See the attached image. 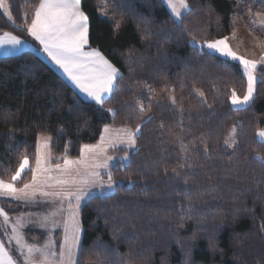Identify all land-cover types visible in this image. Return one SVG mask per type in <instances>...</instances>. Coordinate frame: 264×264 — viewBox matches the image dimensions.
I'll use <instances>...</instances> for the list:
<instances>
[{
    "label": "trees",
    "instance_id": "trees-1",
    "mask_svg": "<svg viewBox=\"0 0 264 264\" xmlns=\"http://www.w3.org/2000/svg\"><path fill=\"white\" fill-rule=\"evenodd\" d=\"M187 2L184 26L199 40L229 34L235 13L249 8L264 12L261 0ZM10 3L12 17L0 9V34L11 33L33 44L21 27L31 22L39 0ZM81 7L90 18L92 47L121 71L119 87L101 108L81 97L34 49L0 56V179L9 180L25 155L32 167L41 135L52 138L55 156L73 158L81 155L83 144L98 141L108 124H140L129 162L110 168L114 190L83 204V239L96 252L85 260L89 264H185V260L264 264V141L257 138L259 129H264V83L260 82L264 65L258 67L256 98L236 108L228 98L233 89L238 95L246 90L241 64L209 55V50L192 44L182 29L173 30V14L161 0H82ZM166 85L178 101L176 108L185 109L183 123L170 96H164ZM193 86L211 107L191 91ZM141 101L147 103L143 113L136 107ZM235 125L239 147L229 148L225 140ZM175 137L185 139L193 156L190 163L195 171L187 177L184 172L172 175V169L180 171L184 163V149ZM189 141L196 144L195 150ZM202 144L209 145L210 155L203 153ZM22 176L27 182L31 173L26 170ZM189 202L196 205L195 211H189ZM6 203L13 211L39 207ZM25 231L29 241L44 243L46 230ZM101 243L107 254L96 247Z\"/></svg>",
    "mask_w": 264,
    "mask_h": 264
},
{
    "label": "snow or ice",
    "instance_id": "snow-or-ice-1",
    "mask_svg": "<svg viewBox=\"0 0 264 264\" xmlns=\"http://www.w3.org/2000/svg\"><path fill=\"white\" fill-rule=\"evenodd\" d=\"M166 3L173 14V25L175 28L183 30L184 36L188 37L192 44H200L201 48L209 50V55L219 53L231 60L238 61L242 65V74L247 77V89L243 96L237 94L233 89L231 96L228 98L230 104L236 108L242 105H250L256 98L257 89V67L264 65V57L260 60L249 59L244 55L235 51L229 43V37L223 36L219 39L197 41L195 36L190 35V31L184 26L181 9H188L190 6L186 0H161ZM82 0H39L34 14L29 17L30 23H25L21 27L22 32H26L42 46L43 51L58 65L67 75L75 87L82 93L86 94L95 104L103 108L105 102L111 98L112 94L119 87V80L122 79L121 71L109 59L105 57L103 52L90 43V18L89 15L81 7ZM264 4V0H261ZM0 9L9 15L12 14L10 0H0ZM251 12V9L248 10ZM105 15H107L105 13ZM256 16L261 13L257 12ZM115 23V21H113ZM166 23V22H165ZM261 25H264V20H261ZM119 27V25H116ZM150 32V30H148ZM24 42L17 35L4 33L0 36V47L11 45L13 47L22 45ZM264 71V68H262ZM264 83V79H261ZM147 91L151 93L153 89L149 86ZM191 91L196 94L202 103L207 105V98L204 93L194 86ZM169 100L180 115L183 123L185 109L183 106L176 108L178 101L175 96H170ZM211 107V105H207ZM136 107L140 113L145 111L142 104H137ZM108 112H116L114 109H106ZM153 117L149 116L148 120ZM163 132L164 125H160ZM104 133L109 132L107 126L103 129ZM119 135L100 137V143L95 145L83 144L79 149L81 156L79 159L64 158L63 164H51V156L48 151L51 137H41L42 144L37 147L35 152V166H29V157L27 155L19 161L18 168L14 173L10 174V179L5 181L0 179V197L9 198L14 202L24 201L26 204L34 203L38 206H52L57 200L59 207L57 213L62 219L57 222L44 217L40 223V227L46 229V242L43 247H37L25 242L24 238L19 234L21 224L14 223L11 225V235H8L7 240L0 239V264H89L85 260L86 256L96 255L93 245H86L83 239V233L86 231L82 223V207L81 202L89 195L92 187L96 185L103 186L105 183L112 185L115 183L112 180L111 172L108 174V181L101 179L99 169H109V162L118 159L112 156L105 155L108 147H116L120 144L128 148L136 149L137 137L141 134V125L137 124L135 128H123L119 130ZM236 129L233 126L230 133V140L225 141L229 147L239 144L235 142ZM204 135L198 137L197 142L203 141ZM259 136L264 137V131L259 133ZM184 149L182 153L183 164L179 166L180 171L176 168L172 169L173 176H180L184 172L187 177L189 172H194L193 156L187 151L188 144L181 137L174 138ZM193 150L196 144L192 141ZM203 153L210 155L209 145L202 144ZM31 173V178L25 182L22 174L25 171ZM55 173V174H54ZM165 176L168 175L167 169L164 170ZM22 184V187H17V184ZM184 183L188 181L185 178ZM82 185L72 190V186ZM45 188H52V191H47ZM53 200H38L37 196ZM66 201V204H65ZM189 211H195L196 205L189 202L187 204ZM183 210V206L182 209ZM54 214V215H55ZM66 214V216H65ZM0 215H3L7 222L10 217L9 213L3 207H0ZM19 221V217H17ZM57 228L63 231L59 241L53 233ZM7 234V229L5 230ZM14 244L10 249L8 245ZM101 253L107 254L108 249L101 243L96 246ZM25 249L27 252L25 253ZM58 249V250H57ZM19 253V255H17ZM33 253H38L40 258L37 259ZM188 264V260H185Z\"/></svg>",
    "mask_w": 264,
    "mask_h": 264
},
{
    "label": "rangeland",
    "instance_id": "rangeland-1",
    "mask_svg": "<svg viewBox=\"0 0 264 264\" xmlns=\"http://www.w3.org/2000/svg\"><path fill=\"white\" fill-rule=\"evenodd\" d=\"M186 3L189 5L187 0H186ZM167 7L170 10V13L172 14L171 8L168 5H167ZM188 10H189V8L188 9H184V8L181 9L182 17L184 16V13L187 12ZM257 12L261 13V15L256 16L255 14ZM102 13L105 14L103 10H102ZM6 15L9 17V15L7 13H6ZM10 17H12V14ZM261 20H264V12L263 11L254 10L251 12L246 11L245 13H235L233 15L234 27L232 28V30L229 34L224 35V36L229 37V43L235 51H237L241 55L246 56L249 59L260 60L262 57H264V25H261V23H260ZM221 37H223V36H220V38ZM210 39H219V38H208L206 40H210ZM197 41L202 42L204 40L197 39ZM195 45H198L200 47L199 43H197ZM204 49H206V48H204ZM216 54L219 55L220 57L222 56L226 59L231 60L230 58L225 57L219 53H216ZM231 61H234V60H231ZM241 67H242V65H241ZM258 67H259V65H258ZM258 67H257V79L260 77V74L258 72ZM246 79H247V77H246ZM256 87H257V84H256ZM164 88H165L164 96H171L172 93L169 92V87L166 85ZM246 89H247V87H246ZM245 93H246V90H245L244 94ZM244 94H242L240 96H243ZM139 104L143 105L145 111L148 110L146 101L145 102L141 101ZM239 107H246V105H242ZM107 127H109L110 133H104V131H103L102 134L105 136H116V135L122 134L119 132L120 129L135 128L136 126H132V125H130V126L129 125H118V126H116V125L108 124ZM235 129H236L235 142L237 144V141H238L237 140V131H238V129H237L236 125H235ZM261 131H264V129H259V131L257 132V138L264 141V137L259 136V133ZM112 132H117V133L113 134ZM231 132H232V130L229 132V134L226 138V140H228L229 143H232V141L230 140V133ZM40 137H45V136L41 135ZM99 143H100V139L98 141H96L95 143H88V144L95 145V144H99ZM41 144H42V141L40 139L37 147H39ZM125 147H127V146L120 144L116 147H108L107 148L105 155L112 156V157L118 158V159H114V160L109 162V169H103V168L99 169L100 174H101V179L103 181H105V182L108 181L109 177H108L107 173L109 171H111V169H110L111 167H113L117 163L127 161V160H124V159H126V157L130 158L129 157V150H131L132 148L127 147L128 151H125V152L120 151L121 148H125ZM233 147H235V144H233V146H231L229 148H233ZM48 151H49L50 156H51V164L52 165H55L56 163L63 164L64 158L66 156H64V155H61L60 157L55 156L53 151H52L50 142H49ZM80 156L79 157H73V158L67 157V158L75 160V159H79ZM29 166H30V163H29ZM34 166H35V162L32 165V167H34ZM5 181H7V180H5ZM22 186L17 185V187H22ZM78 186H82V185L72 186V190L75 191L76 187H78ZM114 188H115V183H113L112 185H108L107 183H105L103 186L96 185V186L92 187L89 195L81 202V207H83V204L85 202H87V200L89 198H91L95 195H98V194L110 193L111 191L114 190ZM45 190L52 191L53 189L52 188H45ZM37 199L38 200H44V199L53 200L54 198H52V197L43 198V197H40L38 195ZM6 201H12V200H10L9 198L0 197V207H3L5 209V211H7L9 213V217H10V219L6 222L3 215H0V237H1L0 239L7 240L8 235L12 234L11 225L18 222L19 224L22 225V227L19 228V230H18L19 234L24 238L25 242L28 244L37 246V247H43L45 242H46V238L43 241L44 243H42V245H40L34 241H29V238L27 237L25 229H27L29 227H36V228L41 229V227L39 225L43 221L44 217L49 218V224L51 223L52 219H55L57 222H59L62 219V217L59 214H55V213H57V209L59 207L58 200L55 203H53L52 206L45 207L43 205H40L37 208L32 207L29 209H20L18 211L10 210V209H13V207H12V205L11 206L8 205L6 203ZM20 202H22L23 207H24L25 202L24 201H20ZM65 204H66V201H65ZM8 207H10V209H8ZM65 216H66V214H65ZM17 217H19V221L17 220ZM6 229H7V234H5ZM42 229L46 230L44 228H42ZM57 233H58V238L56 237ZM62 234H63V231L61 228H57L55 230V232L53 233V235L55 236V238L57 240H59V237L62 236ZM8 246L11 249L14 246V244H10ZM26 252H27V250L25 249V253ZM17 255H19V253H17ZM33 256L36 257L37 259L40 258L38 253H33Z\"/></svg>",
    "mask_w": 264,
    "mask_h": 264
},
{
    "label": "crops",
    "instance_id": "crops-1",
    "mask_svg": "<svg viewBox=\"0 0 264 264\" xmlns=\"http://www.w3.org/2000/svg\"><path fill=\"white\" fill-rule=\"evenodd\" d=\"M30 23V22H29ZM4 34H0V36H3ZM21 40L24 42L22 45H18V46H15V47H13V46H11V45H5V46H3V47H0V56H10V55H16V54H20V53H22V51H24V50H27V49H34L39 55H41L42 56V58L44 59V60H46L51 66H53L54 68H55V70L63 77V78H65V80L74 88V89H76V91L79 93V95L81 96V97H84L85 99H88V100H90V98L89 97H87V95L86 94H84V93H82V92H80L76 87H75V85L70 81V79L67 77V75L63 72V70L58 66V65H56L52 60H51V58L43 51V48H42V46L39 44V42L38 41H36L35 40V38H33L32 37V43L33 44H31V43H29V42H27V41H25V40H23L22 38H21ZM106 57V56H105ZM107 58V57H106ZM108 59V58H107ZM117 67V66H116ZM118 68V67H117ZM109 128V127H108ZM108 133H110V130H109V132ZM113 134L114 133H117V132H112ZM45 136V135H44ZM45 137H47V136H45ZM40 139H41V137H40ZM40 139H39V141H40ZM125 148H127V147H125ZM125 158V157H124ZM124 160H127V161H123L124 163H126V162H128L129 160H130V158H128V157H126V159H124ZM1 238V237H0ZM9 247V246H8Z\"/></svg>",
    "mask_w": 264,
    "mask_h": 264
}]
</instances>
